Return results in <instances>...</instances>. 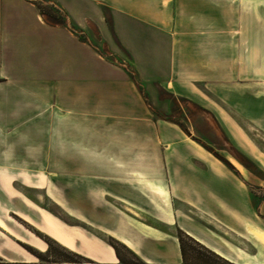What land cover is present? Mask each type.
<instances>
[{"label":"crops","instance_id":"obj_1","mask_svg":"<svg viewBox=\"0 0 264 264\" xmlns=\"http://www.w3.org/2000/svg\"><path fill=\"white\" fill-rule=\"evenodd\" d=\"M39 1L49 3L55 8L59 7L69 22L84 35L85 40L69 30L65 24H55L45 18L46 15L47 17L51 16V14L48 16L47 12L52 13L53 11L47 7L45 14L41 10L42 8L38 7ZM193 1L191 8L203 9L204 15L209 17L208 28L203 32V47L206 52L202 63L206 90L203 97L210 104L213 102L223 110L237 124V127L243 130L252 142L256 143L264 152V148L260 146V144H264V52L261 51L263 46L261 47L259 35H254V32H259V23L253 22L250 25L237 23L229 26L227 22H223L226 19L220 18L225 14L223 12L226 11L227 0H216V3L215 0ZM179 9V0H0V135H4V128L10 129L7 133L12 135L13 153L19 157V152L16 151L19 149L17 145L20 142L19 129L21 127L28 128L32 132L27 136L29 138L36 137L35 142L40 144L36 148L30 146L26 151L35 152L36 149V153L39 152V155L30 157L33 159L52 158L50 149L53 127L59 129L57 143L60 144L62 153L67 154L68 150H74L76 153V156H63L58 157L59 159H85L88 156L87 153L81 151V147L86 144L95 150L97 148H93V145L101 142L107 143L109 154L113 153L112 150L117 155L121 151L127 150L118 156L121 158H126L127 155L132 157V152L140 150L142 139H146L150 135L153 139L159 140L162 159L171 176V189L175 198L189 206H195L198 198L201 197L205 215L213 220L221 221L217 219V216L227 215L229 211L228 213L237 221H243L244 183L233 173V170L224 166L217 158L214 160L219 163L218 167L213 168L214 162L208 159L207 155L194 144L190 145L192 156L205 166L199 167V171H195V168L190 165L186 149L185 155L180 159L183 168H176L177 156H168L166 149L172 145L174 149L177 148V151L184 150L185 147L179 145V131L173 127H166L169 136L167 138L162 126L157 125L158 127H156V124L166 122L177 125V123L162 115L158 116L159 118L155 121L149 119V111H153V109L148 98L145 97L144 88L147 82L157 81L153 84L156 89L155 96L159 95V91L173 97L177 95L173 90V85L175 79L180 78V61L174 53L175 48L179 47L182 42L178 39L179 30L177 27L179 24L175 18L179 15ZM213 10L220 14L218 28L212 23ZM131 21L139 22L146 28L149 27L156 34L169 35L165 48L168 49L167 54L170 57L165 62L164 72L160 70L159 61H149L143 57L140 62V70L143 72L139 70L141 72L140 82L131 77L127 69L121 73L117 72L113 62L96 51L100 48L114 47L109 42L110 40L114 41L112 35V31H114L119 38L118 46L128 49L132 53V46L123 35L124 26ZM213 26L215 29H212ZM51 31L64 39L65 49L69 45L73 48L71 50H75V59L72 55L71 57L65 56L70 49H64L61 50V53L66 58L64 57L65 62L59 70L55 68L50 73L22 69L18 61L19 49L26 45L29 46L30 42L40 47L48 35L47 33H51ZM245 32H252V34L244 35ZM102 40L106 41L102 42ZM78 57L83 59L87 65L78 66L76 63ZM183 64L185 65V63ZM193 66L195 67L197 64L194 63ZM193 86L196 88L195 85ZM214 86H219L220 91L216 93L213 90ZM212 95L216 96L217 100L212 99ZM210 111L219 122L222 133H227V141L233 144L232 136L223 127L211 105ZM148 124L154 127L153 133H149ZM72 137H75L74 142ZM133 137L140 142L134 148L125 143L126 139ZM72 144H75L74 147ZM235 149L244 153L237 145H235ZM0 151L3 152V148ZM229 154L241 165H244L242 158L234 150L230 149ZM246 156L248 155L246 154ZM248 158L254 161L251 157ZM168 160L171 162L172 168L168 167ZM257 166L264 169L258 164ZM17 173L18 176H45L48 172L26 170ZM130 173L142 174L139 171H130ZM1 174L12 177L11 185L15 189L13 185L15 173L11 169L0 167ZM254 176L264 182V178H261L260 174L254 173ZM151 184L160 185L166 192L168 191V188H165L162 183L149 181V186ZM32 187L39 188L35 182ZM24 196L39 207L46 209L30 195L24 194ZM170 205L172 206V204ZM161 212L174 223V215L165 213L162 209ZM46 217L54 229L51 233L45 226L46 232L63 245L72 248L75 246L77 252H82L83 255L103 262V264L118 262L110 245L102 241H94L84 246H79V243L74 241L75 245H73L69 233L64 231L60 225L55 224L52 217ZM42 218L45 222L44 217ZM161 218V224H169L162 216ZM122 222L123 229L114 225V222L100 227L102 231L121 243L124 238L130 241L133 248H128L141 256L145 264H185L177 237L170 233L169 229L157 223L158 221L129 219ZM227 223L229 221H226ZM128 228L136 230L135 237L134 234L128 232ZM181 228L207 250L229 262L225 264H264V257L261 259L257 255V251L256 254L249 255L255 258L254 261L237 260L238 257L235 256V253L234 255L229 253L231 252L229 250H233L232 247H227L226 243L221 240L222 238L220 239L218 236L215 237L221 241H214L217 240L214 237L215 233L207 227L201 228L199 222L190 219L182 220ZM254 229L248 228L247 232H253ZM164 236H167V239ZM241 237L244 238L243 235ZM227 240L225 239V241ZM246 240L250 239L246 238ZM252 240L251 244L257 242L264 247V234L259 235L256 241ZM233 248L235 252H242L240 247L234 246Z\"/></svg>","mask_w":264,"mask_h":264},{"label":"rangeland","instance_id":"obj_2","mask_svg":"<svg viewBox=\"0 0 264 264\" xmlns=\"http://www.w3.org/2000/svg\"><path fill=\"white\" fill-rule=\"evenodd\" d=\"M193 3V0H179V15L175 16L176 22L179 24L177 27L179 30L178 39L182 41L174 52L180 61V78L175 79L174 89L172 88L177 95L173 97L159 91V95L155 96L156 89H154L153 84L157 81L147 82L144 88L145 97L148 98V102L153 109V111H149V119L155 121L159 118L158 116L162 115L177 123V125L166 122L156 124V127H158L157 125L162 126L167 138L169 136L166 127H173L179 131V145L184 146V150L177 151V148L174 149L172 145L166 149L168 156H177L176 168H183L180 159L185 155L186 149L188 150L187 156L191 162L190 165L195 168V171H199V167L205 166L200 160L192 156L190 145L194 144L207 155L208 159L214 162L212 164L213 168L218 167L219 163L214 160L217 158L224 166L233 170V173L244 183V220L237 221L228 213L229 211L227 215L217 216V219L221 221L213 220L205 215L201 197L198 198L195 206H189L175 198V194L171 189V176L168 174L167 165L162 159L161 147L158 144L159 140L157 138L153 139L150 135L146 139H142L141 143L135 140L134 137L125 140V143L132 148L140 143V150L132 152V157L127 155L126 158H121L118 156L127 152V150L121 151L118 155L112 150L113 153L109 154L107 143L101 142L93 145V148L99 149L98 151L97 149L92 150L86 144L81 147V151L87 153L88 157L85 159H59L58 157L63 156H76V153L74 150H68L69 153L67 154L62 153L59 147L60 144L57 143L59 129L53 127L50 149L52 158L33 159V157H30L39 155V152L36 153V149L35 152L26 151L28 147L36 148L40 144L38 145L35 142L36 137L29 138L27 136L32 131L24 127L19 129L20 142L17 145L19 149L16 151L19 152L20 156L17 157L13 153L12 135L7 133L10 129L4 128V135H0V149L3 148V152L0 151V167L11 169L15 173V180L13 181L15 189L11 185L12 177L1 174L0 262L90 264L88 263V259H90L93 261L91 264H103V262L83 255L82 252H77L75 246L72 248L63 245L50 233H47L45 226L51 233L54 229L46 216L52 217L55 224L60 225L64 231L69 233L73 245H75L74 241H77L79 246L94 241H102L110 245L118 259L116 264H145L141 256L113 236L102 231L100 227L114 222V225H118L123 229L124 224L122 221H128L129 219L158 221L157 223L169 229L170 233L177 237L180 250H184L185 259L183 263L185 264H193L194 261H216L215 258H217L206 251L207 249L202 244L189 237L181 228V221L187 219L199 222L201 228L207 227L215 233L214 237L222 238L221 240L226 243L227 247H232L233 250H229L231 251L229 253L233 255L235 253V256L238 257L237 260L254 261L255 258L250 256L257 252L261 259L264 257V247L257 242H254V244L250 242L253 241L252 239L256 241L259 235L264 234V182L259 181L255 177L256 175L254 176V173H258L261 178H264V169L257 166L258 164L264 168V152L260 150L256 143L252 142L243 130L237 127V124L223 110L213 102L210 104L203 97V93L206 91L202 64L206 53L203 47V32L208 28L209 17L204 15L203 9L191 8ZM38 7L42 8L41 10L45 14L47 7L51 8L53 12H47L48 16H50L49 14L51 16L47 17L46 15L45 18L55 24H65L69 30L85 40L84 35L69 22L59 7L55 8L49 3L40 1ZM223 13L225 14L222 17H220L218 11L214 12L213 10L211 14L212 23L216 25V28L219 27L220 18L226 19L223 22H227L229 26L237 23L243 25H250L253 22L259 23V32H254V35H259L261 47L263 46L261 51L264 52V0H227V8ZM124 27L123 35L127 42L131 44V51L135 53L134 55L128 49L118 46L119 38L114 31H112L114 41H109L114 47L110 49L100 48L96 51L105 56L110 62H113L117 72L121 73L127 69L131 77L136 79L137 82L141 81L139 75L143 71L140 70V62L143 57L149 61H159L160 70L164 72L165 62L170 57L167 54L168 49L165 48L169 35L156 34L149 27L146 28L145 25L136 21H131ZM212 29H215L214 26ZM47 34L40 47L30 42L29 46L26 45L19 49L18 61L22 69L51 73L55 68L59 70L64 64L66 55L70 57L72 55L75 59V50H71L73 48L69 45L66 49H70L71 52L68 51L65 56L61 53V50L65 49L62 37L61 39L53 31ZM232 34L234 35V32ZM251 34L252 32H245L244 35ZM104 41L106 40H102V42ZM76 63L78 66L84 65L85 61L83 62V59L78 57ZM188 63L190 64L187 67ZM194 63L197 66L194 67ZM25 67H28V69H25ZM213 90L217 93L220 88L214 86ZM212 99L217 100L214 95H212ZM161 100L164 103L160 102ZM210 105L215 109V113L223 127L232 136L233 144L227 141V133H222L219 122L210 111ZM148 125L149 133H153L154 127L151 124ZM162 140H165V138H162ZM72 141H75V137H72ZM74 145L72 144V147ZM235 145L245 154L236 150ZM260 146L264 148V144H260ZM230 149L240 155L244 165H241L229 154ZM115 155L117 157H114ZM248 157H251L254 161ZM232 160L240 167L235 165ZM168 162V167L172 168L171 162L169 160ZM26 170L31 172L40 170L48 173L45 176H18L17 172L21 173ZM130 171H139L142 174L135 175L131 174ZM149 181L162 183L165 188H168V191L163 196H159L149 186ZM33 182L39 188L32 187ZM24 194L36 199V202L44 205L47 210L34 204ZM161 209L165 213L174 215V223L161 212ZM223 210L225 209L223 208ZM161 216L169 224H161ZM42 217L46 220V225ZM226 221H229V223L226 224ZM248 228L255 229L253 232H247ZM128 232L134 234V237L136 236V230L128 228ZM164 237L167 239V236ZM215 238L217 239V237ZM246 238L250 240H246ZM48 239H53L58 244L48 246ZM220 239L214 241L220 242ZM225 239L228 240L225 241ZM112 240L118 242L114 244L116 249L111 245ZM234 246L240 247L242 252H235ZM217 261L223 264L229 263L220 257L217 258Z\"/></svg>","mask_w":264,"mask_h":264},{"label":"trees","instance_id":"obj_3","mask_svg":"<svg viewBox=\"0 0 264 264\" xmlns=\"http://www.w3.org/2000/svg\"><path fill=\"white\" fill-rule=\"evenodd\" d=\"M112 244V246L116 249V247H115V243H118L117 241H114V240H112V242H111ZM47 244H48V246H50L51 244H58L55 240H53V239H48L47 240ZM124 246V245H123ZM206 251H208V252H210V253H212L215 257H217V258H219L216 254H214L213 252H211L210 250H206ZM76 254H78V253H76ZM181 254H182V258H183V260L185 259V253H184V250H182L181 249ZM79 255V254H78ZM81 257H83V258H86V257H84V256H82V255H80ZM217 258H215V260L216 261H194L193 263H200V264H215V263H220L219 261H217ZM86 259H88V258H86ZM88 263H93V261L92 260H90V259H88ZM0 264H30V263H20V262H7V263H3V262H0ZM36 264V263H35Z\"/></svg>","mask_w":264,"mask_h":264},{"label":"bare ground","instance_id":"obj_4","mask_svg":"<svg viewBox=\"0 0 264 264\" xmlns=\"http://www.w3.org/2000/svg\"><path fill=\"white\" fill-rule=\"evenodd\" d=\"M232 162H233L235 165L238 166V164H237L234 160H232ZM238 167H240V166H238ZM150 187H151V188L153 189V191H154L156 194H158L159 196H163V195L166 193V190L163 189L160 185H159V186H155V185H152V184H151ZM0 223H1V221H0ZM121 241H122V243H124L127 247H129V248H133L131 242L128 241V240H126L125 238L122 239ZM240 250H242V249L240 248ZM217 252L220 253L219 251H217ZM220 254H221V253H220ZM221 255H222V254H221Z\"/></svg>","mask_w":264,"mask_h":264}]
</instances>
